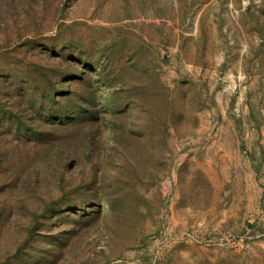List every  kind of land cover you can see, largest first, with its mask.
Listing matches in <instances>:
<instances>
[{
	"label": "rangeland",
	"instance_id": "374dc122",
	"mask_svg": "<svg viewBox=\"0 0 264 264\" xmlns=\"http://www.w3.org/2000/svg\"><path fill=\"white\" fill-rule=\"evenodd\" d=\"M0 264H264V0H0Z\"/></svg>",
	"mask_w": 264,
	"mask_h": 264
}]
</instances>
